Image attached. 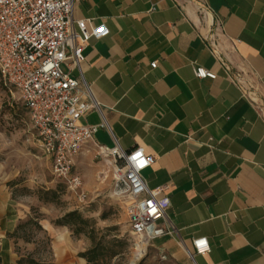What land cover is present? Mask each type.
I'll list each match as a JSON object with an SVG mask.
<instances>
[{
  "label": "crops",
  "instance_id": "crops-1",
  "mask_svg": "<svg viewBox=\"0 0 264 264\" xmlns=\"http://www.w3.org/2000/svg\"><path fill=\"white\" fill-rule=\"evenodd\" d=\"M73 18L109 30L65 65L99 106L79 118L98 126L90 146L152 155L142 176L169 199L177 234L151 246L176 264H264V0H82ZM18 223L0 181V264H18ZM196 237L209 251L190 256Z\"/></svg>",
  "mask_w": 264,
  "mask_h": 264
},
{
  "label": "built area",
  "instance_id": "built-area-1",
  "mask_svg": "<svg viewBox=\"0 0 264 264\" xmlns=\"http://www.w3.org/2000/svg\"><path fill=\"white\" fill-rule=\"evenodd\" d=\"M80 1L0 0V76L3 85L14 89L27 109L38 146L51 159L52 174L79 202L87 203L82 177L73 166L75 157L84 144L93 140L98 127L82 123L79 118L99 106L83 79L73 77L70 68L63 70L62 65L68 66L70 61L79 68L86 44L106 36L109 30L103 22L74 19L73 8ZM212 49L215 52L214 45ZM150 65L155 67L156 62ZM193 71L199 78L216 76L203 67L196 66ZM224 71L231 80H239L238 74H229L227 66ZM247 97L258 106L254 91H248ZM104 125L103 122L99 126ZM95 146L115 193L126 199L132 248H147L159 236L176 235L171 221L161 222L169 205L168 197L160 195L161 188H149L142 176L153 156L139 148L124 150L116 141L111 147L97 143ZM191 246L187 249L190 256L209 251L205 237L193 238Z\"/></svg>",
  "mask_w": 264,
  "mask_h": 264
},
{
  "label": "rangeland",
  "instance_id": "rangeland-1",
  "mask_svg": "<svg viewBox=\"0 0 264 264\" xmlns=\"http://www.w3.org/2000/svg\"><path fill=\"white\" fill-rule=\"evenodd\" d=\"M63 70H67L62 65ZM80 153L73 170L83 180L88 202L81 203L51 171V159L36 141L27 109L14 89L3 85L0 76V181L11 192L19 223L11 234L15 251L26 261L32 258L46 264H77L79 253L93 243L84 233H76L58 220L70 211H77L94 228V242L104 236L105 245L121 251L113 242L115 237H126L125 252L99 264H176L166 253L150 245L135 263L131 262L132 245L126 213V199L115 193L106 164L96 146ZM85 146V144H84ZM64 248L60 256L59 252ZM83 259V258H82ZM83 264H87L85 259Z\"/></svg>",
  "mask_w": 264,
  "mask_h": 264
},
{
  "label": "trees",
  "instance_id": "trees-1",
  "mask_svg": "<svg viewBox=\"0 0 264 264\" xmlns=\"http://www.w3.org/2000/svg\"><path fill=\"white\" fill-rule=\"evenodd\" d=\"M58 224L60 225H69L72 230L76 233H84L92 240V245L87 248L85 251L80 252L79 256L85 259L87 264H99L101 260L105 257L111 258L118 253L125 252L128 248V240L126 237H115L113 242L117 243L121 251H116L113 247H107L105 245L104 236L98 238L95 242L93 234L94 228L87 224V220L84 219L77 211H70L63 215L59 219ZM18 264H46L38 262L32 258H27L26 261L20 257L17 260Z\"/></svg>",
  "mask_w": 264,
  "mask_h": 264
},
{
  "label": "bare ground",
  "instance_id": "bare-ground-1",
  "mask_svg": "<svg viewBox=\"0 0 264 264\" xmlns=\"http://www.w3.org/2000/svg\"><path fill=\"white\" fill-rule=\"evenodd\" d=\"M145 250H146V247L144 245L137 246L136 248H134L132 251L131 262L135 263L136 261H138L142 257ZM63 251H64V248H62L61 251L59 252V256L60 254H62ZM60 257L61 259H64L63 256H60ZM83 262H84V259L80 258L77 264H83Z\"/></svg>",
  "mask_w": 264,
  "mask_h": 264
},
{
  "label": "snow or ice",
  "instance_id": "snow-or-ice-1",
  "mask_svg": "<svg viewBox=\"0 0 264 264\" xmlns=\"http://www.w3.org/2000/svg\"><path fill=\"white\" fill-rule=\"evenodd\" d=\"M201 243H203V242H201Z\"/></svg>",
  "mask_w": 264,
  "mask_h": 264
}]
</instances>
